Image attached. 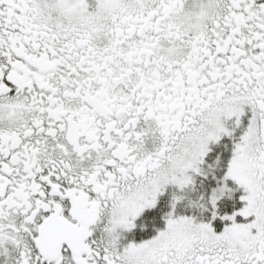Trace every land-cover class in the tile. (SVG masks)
<instances>
[{"label":"snow or ice","instance_id":"obj_1","mask_svg":"<svg viewBox=\"0 0 264 264\" xmlns=\"http://www.w3.org/2000/svg\"><path fill=\"white\" fill-rule=\"evenodd\" d=\"M0 264H264V0H0Z\"/></svg>","mask_w":264,"mask_h":264}]
</instances>
